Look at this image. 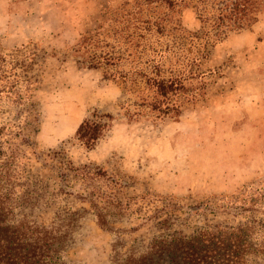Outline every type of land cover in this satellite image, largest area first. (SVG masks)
Here are the masks:
<instances>
[{
  "label": "rangeland",
  "instance_id": "1",
  "mask_svg": "<svg viewBox=\"0 0 264 264\" xmlns=\"http://www.w3.org/2000/svg\"><path fill=\"white\" fill-rule=\"evenodd\" d=\"M140 2L0 0V54L10 60L31 51L37 60L28 73L38 80L31 107H16L0 96V126L12 124L29 139L30 145L21 148L38 186L34 204L21 214L49 226L63 210L89 211L87 204L59 192V158L64 157L75 166L93 164L109 173L120 172L131 196L150 193L173 199L176 209L162 217L177 218L169 222L171 231L190 235L202 228L236 227L250 218L264 220V47L259 41L264 25L262 30L247 28L254 36L251 40L248 32L235 36L247 30L243 29L211 43L204 66L216 71L208 78L205 98L184 104L178 118L161 120L137 103L139 93L147 94L144 80L138 78L126 86L105 77L103 68L87 69L81 63L88 56L80 48L81 36L99 32L96 28L104 20L105 8L130 14L124 23L133 40L144 34L143 45L181 47L176 32L143 31L142 21L153 23L163 17L168 23L171 16L164 5L146 9ZM263 18L264 8L258 21ZM171 19L169 27L177 23L186 31L202 32L192 5L177 8ZM111 23L104 25L110 33L116 29ZM98 38L101 52L125 54L123 42L102 32ZM145 54L139 60L143 66L151 52ZM9 68L6 64L5 69ZM117 68L129 70L130 66L122 62ZM95 112L108 113L113 120L95 148L87 151L74 134L82 120ZM69 183L78 185L72 178ZM161 206L157 202L142 213L149 215ZM90 213L81 215L65 254L67 264H110L117 236L100 229ZM111 226L124 231L119 235L123 252L144 250L159 233L153 222L141 226L136 216Z\"/></svg>",
  "mask_w": 264,
  "mask_h": 264
},
{
  "label": "trees",
  "instance_id": "2",
  "mask_svg": "<svg viewBox=\"0 0 264 264\" xmlns=\"http://www.w3.org/2000/svg\"><path fill=\"white\" fill-rule=\"evenodd\" d=\"M153 4L164 5L171 18L177 8L192 5L202 32L186 31L177 23L169 27L168 24L174 21L171 18L167 20L168 23L163 17L153 23L142 21L143 31L147 33L164 35L166 31H173L182 40L181 47L168 45L165 49L155 48L153 43H141L144 34H139V39L133 40L129 25L124 23L129 21V17H126L130 15L128 12L123 14L118 9L105 8L104 20L96 28L99 32L81 36L83 43L80 48L88 53L86 61L81 63L87 69L103 68L105 77L120 80L126 86H131L138 78L144 80L147 94L143 92L136 96L139 107H145L156 119H176L182 115L184 104L198 102L206 96L208 78L215 70L204 66L208 60V46L231 32L254 25L263 12L264 0H142L139 3L146 9ZM110 21L111 25L116 26L111 33L104 29V25ZM100 32L126 44L125 54L101 52L98 45ZM147 51L151 55L147 56L145 66L140 65L139 60ZM36 61V55L31 51L10 60L0 54V96L4 95L16 107H31L38 80L28 76V73ZM122 62L130 66L129 70L117 68ZM6 64L10 66L8 71ZM112 120V115L108 113L95 112L91 118L82 120L74 137L83 149L91 151ZM23 145L30 144L20 128L12 124L0 126V264H67L65 254L73 243L81 215L89 212L100 229L117 236L112 244L110 264L264 262V220L250 218L236 227L202 228L190 235L171 231L169 222L177 218L173 215L162 217L176 209L173 199L150 193L131 196L128 193L129 184L120 172L109 173L93 164L75 166L64 157L59 158L62 166L58 170L59 192L87 204L89 211L63 210L49 226L28 220L21 213L34 204L38 186L27 167L28 157L21 148ZM70 178L77 180L76 187L69 183ZM157 202L161 203L160 208H155L149 215L142 213L146 207ZM249 204V207H253L254 202L249 201ZM206 207L213 210L210 204H206ZM234 208L240 212L237 207ZM132 216L140 220L141 226L153 222L159 233L148 241L144 250L123 252L124 245L119 235L124 231L111 225Z\"/></svg>",
  "mask_w": 264,
  "mask_h": 264
},
{
  "label": "crops",
  "instance_id": "3",
  "mask_svg": "<svg viewBox=\"0 0 264 264\" xmlns=\"http://www.w3.org/2000/svg\"><path fill=\"white\" fill-rule=\"evenodd\" d=\"M263 21V22H262ZM262 21L260 20V21H257L254 25H252L251 26V29L252 30H255V29H258V30H262V26L264 25V18L262 19ZM249 33V36H248V39H252V37H254L253 36V34H251L252 33V31H250V30H243V31H241L238 35H235V36H238V37H240V36H242L243 37V34H245V33ZM257 37H258V35H257ZM260 37V36H259ZM259 41H260V43H262L263 44V47H264V36H261V38H259Z\"/></svg>",
  "mask_w": 264,
  "mask_h": 264
}]
</instances>
